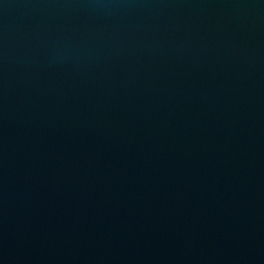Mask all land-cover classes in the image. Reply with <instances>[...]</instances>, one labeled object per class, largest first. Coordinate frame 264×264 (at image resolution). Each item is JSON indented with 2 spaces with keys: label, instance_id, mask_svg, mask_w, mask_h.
I'll return each instance as SVG.
<instances>
[{
  "label": "water",
  "instance_id": "1",
  "mask_svg": "<svg viewBox=\"0 0 264 264\" xmlns=\"http://www.w3.org/2000/svg\"><path fill=\"white\" fill-rule=\"evenodd\" d=\"M0 264H264V0H0Z\"/></svg>",
  "mask_w": 264,
  "mask_h": 264
}]
</instances>
